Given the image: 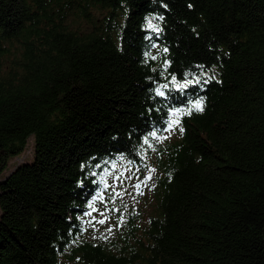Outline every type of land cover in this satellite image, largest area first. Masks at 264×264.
<instances>
[{"label": "trees", "instance_id": "trees-1", "mask_svg": "<svg viewBox=\"0 0 264 264\" xmlns=\"http://www.w3.org/2000/svg\"><path fill=\"white\" fill-rule=\"evenodd\" d=\"M123 160L153 209L87 239ZM262 228L264 0H0V264H264Z\"/></svg>", "mask_w": 264, "mask_h": 264}, {"label": "rangeland", "instance_id": "rangeland-1", "mask_svg": "<svg viewBox=\"0 0 264 264\" xmlns=\"http://www.w3.org/2000/svg\"><path fill=\"white\" fill-rule=\"evenodd\" d=\"M178 125L176 117H172V125L166 130L165 136L169 139L177 137ZM32 146L33 138H30L24 151L10 160L1 177L11 173L18 164L30 161L33 153ZM111 165L105 184L103 185L102 180L99 194L90 207V213L83 219L87 239L107 238L108 241H119L121 224L125 223L128 213H139L141 221H144L153 209L149 186L143 178L132 174L133 171L137 172V169L125 160ZM136 184H140V188H136ZM117 214L120 215L118 218ZM101 220L105 222L101 224ZM62 264L68 263L63 260Z\"/></svg>", "mask_w": 264, "mask_h": 264}, {"label": "snow or ice", "instance_id": "snow-or-ice-1", "mask_svg": "<svg viewBox=\"0 0 264 264\" xmlns=\"http://www.w3.org/2000/svg\"><path fill=\"white\" fill-rule=\"evenodd\" d=\"M189 7H191V5H189ZM165 51H167V49H165ZM153 59H155V57H153ZM173 82L175 83V77H173ZM204 82L207 83L206 80H205ZM199 83H200L199 80H196V81H186L185 84L177 86L176 90H177V91H180L181 89L186 90L187 87H188V85H193V86H195L196 84H199ZM164 87H167V85H164ZM157 94H158V95H163V93H161V92H158ZM191 107L194 108V109H196V110H199V111H202V110H203L202 102H201L200 99L195 100V101L192 103V106H191ZM176 111H180V110L177 109ZM190 112H191V109H189V114H190ZM170 127H171V125H169V128H170ZM145 143H147V141H145ZM147 179L150 180L151 177L149 176V177H147ZM135 187H136V188H140V184H136ZM104 222H105L104 220H101V221H100L101 224H103Z\"/></svg>", "mask_w": 264, "mask_h": 264}, {"label": "water", "instance_id": "water-1", "mask_svg": "<svg viewBox=\"0 0 264 264\" xmlns=\"http://www.w3.org/2000/svg\"><path fill=\"white\" fill-rule=\"evenodd\" d=\"M262 232H264V228H262Z\"/></svg>", "mask_w": 264, "mask_h": 264}]
</instances>
